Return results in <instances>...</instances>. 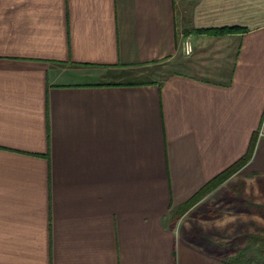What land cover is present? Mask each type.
<instances>
[{"label":"crops","instance_id":"crops-1","mask_svg":"<svg viewBox=\"0 0 264 264\" xmlns=\"http://www.w3.org/2000/svg\"><path fill=\"white\" fill-rule=\"evenodd\" d=\"M261 127L264 0H0V264H226L175 217Z\"/></svg>","mask_w":264,"mask_h":264},{"label":"trees","instance_id":"trees-1","mask_svg":"<svg viewBox=\"0 0 264 264\" xmlns=\"http://www.w3.org/2000/svg\"><path fill=\"white\" fill-rule=\"evenodd\" d=\"M244 30L240 27H220V28H207L196 29L197 32L224 35L236 31ZM261 129L257 130L252 136L248 151L238 161L233 163L230 167L216 175L208 183H206L191 199L180 207L177 214V219L185 212L193 208L196 204L202 201L214 189L221 186L230 176L237 173L253 158L258 139L260 138ZM238 185H233L229 190L225 189L224 195L218 200L225 202L233 207L240 202L249 205V201L239 193ZM215 204V203H212ZM258 206L257 204H252ZM245 206L243 209H246ZM215 213L216 210L211 204H202L198 210L193 212L195 217H205L206 213ZM217 212L214 217H219ZM211 217V215L209 216ZM183 238L191 245L196 246L202 251L219 258L226 264H264V228L258 229L254 233L245 235V237H235L229 241H213L209 237V233L200 226H191L183 228Z\"/></svg>","mask_w":264,"mask_h":264},{"label":"rangeland","instance_id":"rangeland-1","mask_svg":"<svg viewBox=\"0 0 264 264\" xmlns=\"http://www.w3.org/2000/svg\"><path fill=\"white\" fill-rule=\"evenodd\" d=\"M162 68H164L165 72L169 70L165 67ZM176 69L178 68L173 67V70ZM262 134H264V131ZM242 169L230 176L221 186L211 191L202 201L181 215L179 226H200L209 233L210 239L221 242L229 241L235 237H245V235L254 233L260 228L263 229L264 171L248 173ZM233 185L241 186L239 193L242 192L243 197L249 201V205L238 202L233 207L224 201L220 202L218 200L224 195L223 191L231 189ZM202 204H211L216 212L206 213L205 217L193 216V212L198 210ZM252 204H257L258 206H253ZM245 206L247 208L243 209ZM217 212H219L218 215L220 216L214 217L213 215ZM210 215L211 217H209ZM176 221L178 222V219Z\"/></svg>","mask_w":264,"mask_h":264}]
</instances>
